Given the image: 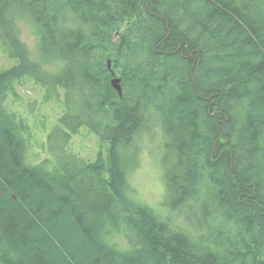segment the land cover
Segmentation results:
<instances>
[{
    "label": "trees",
    "instance_id": "trees-1",
    "mask_svg": "<svg viewBox=\"0 0 264 264\" xmlns=\"http://www.w3.org/2000/svg\"><path fill=\"white\" fill-rule=\"evenodd\" d=\"M0 46V264H264V0H0ZM24 77L63 91L55 123L8 107Z\"/></svg>",
    "mask_w": 264,
    "mask_h": 264
},
{
    "label": "rangeland",
    "instance_id": "rangeland-1",
    "mask_svg": "<svg viewBox=\"0 0 264 264\" xmlns=\"http://www.w3.org/2000/svg\"><path fill=\"white\" fill-rule=\"evenodd\" d=\"M20 41L24 44V52L29 58H35L37 52V38L31 26L24 21L19 22ZM14 61L7 58L4 50L0 46V69L14 65ZM63 97V91L58 88L41 87L33 78L24 77L21 80L16 79L11 82L10 91L8 93V107L18 111L28 110L29 104L32 103L35 107H40L42 113L49 114L52 122H56L57 110H59V100ZM40 105V106H39ZM34 116V115H33ZM36 116V115H35ZM34 116V117H35ZM38 118V117H37ZM49 124V123H48ZM52 125V124H51ZM50 125V126H51ZM57 140H53L50 145L56 147ZM71 149L74 153H79L83 156L93 159L99 152L104 155L107 152V144L100 141L86 129H82L78 134L72 136ZM49 144L46 145L45 151L50 155V158H55L49 149ZM148 149L156 151V143H148ZM154 157V155H152ZM155 160V159H154ZM135 187L142 195L151 201H156L161 197L163 183L159 171L153 167L150 156L146 154L143 158L140 170L136 175Z\"/></svg>",
    "mask_w": 264,
    "mask_h": 264
},
{
    "label": "water",
    "instance_id": "water-1",
    "mask_svg": "<svg viewBox=\"0 0 264 264\" xmlns=\"http://www.w3.org/2000/svg\"><path fill=\"white\" fill-rule=\"evenodd\" d=\"M108 65H110V62H108ZM113 77L111 80L112 86L121 94V86H120V79L119 77H116L115 73H112Z\"/></svg>",
    "mask_w": 264,
    "mask_h": 264
}]
</instances>
